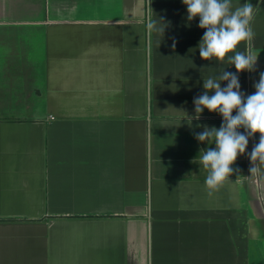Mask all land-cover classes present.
I'll return each instance as SVG.
<instances>
[{
  "label": "crops",
  "instance_id": "obj_1",
  "mask_svg": "<svg viewBox=\"0 0 264 264\" xmlns=\"http://www.w3.org/2000/svg\"><path fill=\"white\" fill-rule=\"evenodd\" d=\"M250 2L246 94L264 72V0ZM198 24L182 0H0V264H264L259 133L212 196L196 159L215 147L197 125L222 117L190 122L193 98L236 72L200 58Z\"/></svg>",
  "mask_w": 264,
  "mask_h": 264
},
{
  "label": "clouds",
  "instance_id": "obj_2",
  "mask_svg": "<svg viewBox=\"0 0 264 264\" xmlns=\"http://www.w3.org/2000/svg\"><path fill=\"white\" fill-rule=\"evenodd\" d=\"M182 2L187 9V20L191 22L199 17L198 27L205 30L198 44L200 58L205 61L215 58L219 62L227 59L236 69L235 73L223 70L218 77L203 79V93L193 98L195 115L189 117L190 122L199 120L205 109L222 117L219 128L197 125L203 130L194 132L198 142L215 145L214 148L201 149L196 158L207 173L204 183L208 195L219 191L232 175H239L240 169L233 165L239 156L246 154L249 139L257 133L259 142L251 152H247L249 177L257 178L264 184V72L259 73L252 94L243 92L239 74L256 71L259 53L250 49L243 52L237 50L241 42H249L255 36L251 24L258 5L253 6L248 0L233 10L232 0ZM161 22V18L156 20L149 17L146 28L149 32L164 36V22ZM175 46L173 39V49ZM221 82H227L226 86L222 87Z\"/></svg>",
  "mask_w": 264,
  "mask_h": 264
}]
</instances>
